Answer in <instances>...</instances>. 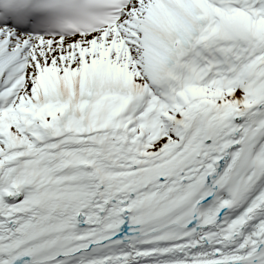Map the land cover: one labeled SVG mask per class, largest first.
<instances>
[{
	"label": "snow or ice",
	"instance_id": "snow-or-ice-1",
	"mask_svg": "<svg viewBox=\"0 0 264 264\" xmlns=\"http://www.w3.org/2000/svg\"><path fill=\"white\" fill-rule=\"evenodd\" d=\"M0 264H264V0H0Z\"/></svg>",
	"mask_w": 264,
	"mask_h": 264
}]
</instances>
